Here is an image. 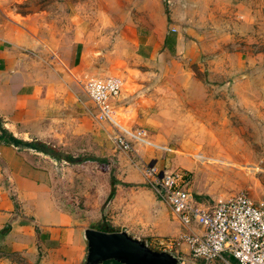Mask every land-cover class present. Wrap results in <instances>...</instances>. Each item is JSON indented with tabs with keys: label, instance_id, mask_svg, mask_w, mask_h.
Returning a JSON list of instances; mask_svg holds the SVG:
<instances>
[{
	"label": "rangeland",
	"instance_id": "1",
	"mask_svg": "<svg viewBox=\"0 0 264 264\" xmlns=\"http://www.w3.org/2000/svg\"><path fill=\"white\" fill-rule=\"evenodd\" d=\"M64 2L83 5L93 26L96 20L91 38L102 40L90 77L122 79L118 101L127 109L114 129L145 131L129 151L98 125L82 132L67 125L60 138L38 140L56 155L49 163L66 206L90 224L174 253L179 245L163 249L160 242L182 228L149 184L147 166L187 173L190 192L209 203L238 192L264 199V0H111L112 11L105 0H0V15L14 6L24 14L46 8L59 23ZM126 15L140 31L165 18L184 49L138 56L125 42Z\"/></svg>",
	"mask_w": 264,
	"mask_h": 264
},
{
	"label": "crops",
	"instance_id": "2",
	"mask_svg": "<svg viewBox=\"0 0 264 264\" xmlns=\"http://www.w3.org/2000/svg\"><path fill=\"white\" fill-rule=\"evenodd\" d=\"M105 1L112 11L111 0ZM147 1L159 4L162 0ZM61 7L67 14L59 23L46 8L25 14L15 6L13 13L1 11L2 127L32 142V138H60L67 125L79 132L98 125L110 140L120 131L114 129L116 124L96 120V108L80 85L93 78L90 75L96 69L97 45L102 40L91 38L96 20L93 26L81 4L64 2ZM125 10L128 12L127 5ZM122 24L130 29L125 42L140 49L142 58L150 59L157 49L175 54L184 49L183 42L165 30L163 17L153 25H141V31L140 24L127 15ZM118 100L114 103L115 119L127 109ZM39 124L47 125L46 131ZM49 162L48 154L34 148L0 142V264H83L87 247L84 230L108 229L90 224L57 197L55 171ZM175 219L182 228L180 233L186 231ZM179 246L174 253L186 259L187 245Z\"/></svg>",
	"mask_w": 264,
	"mask_h": 264
},
{
	"label": "built area",
	"instance_id": "3",
	"mask_svg": "<svg viewBox=\"0 0 264 264\" xmlns=\"http://www.w3.org/2000/svg\"><path fill=\"white\" fill-rule=\"evenodd\" d=\"M81 84L96 108V120L114 125V103L120 95L122 79L114 75L93 77ZM144 135V130L121 131L110 139L118 149L129 151L133 149L130 140ZM145 172L151 187L186 230L160 242L163 249L187 245L186 259L177 256L180 264H264V199L238 192L209 203L190 192L185 172L156 164L147 166Z\"/></svg>",
	"mask_w": 264,
	"mask_h": 264
},
{
	"label": "water",
	"instance_id": "4",
	"mask_svg": "<svg viewBox=\"0 0 264 264\" xmlns=\"http://www.w3.org/2000/svg\"><path fill=\"white\" fill-rule=\"evenodd\" d=\"M86 255L83 264H180L177 255L166 249L152 248L144 239L126 230L106 232L94 228L84 230Z\"/></svg>",
	"mask_w": 264,
	"mask_h": 264
},
{
	"label": "trees",
	"instance_id": "5",
	"mask_svg": "<svg viewBox=\"0 0 264 264\" xmlns=\"http://www.w3.org/2000/svg\"><path fill=\"white\" fill-rule=\"evenodd\" d=\"M0 142H3L5 144H12L15 146H25V147H31L34 148L38 151H41L45 154L51 155L52 157H56V155L53 153V149L51 147H49L48 145H46L43 142H39V141H35V142H39V143H31L28 141H23L22 139H19L15 136H13L9 131H7L4 127H2V123H1V119H0ZM58 158L60 159L61 157L58 156ZM66 160H69V157L65 158ZM197 199L201 198L199 196L196 197ZM107 232H112L114 230L111 229H105ZM111 264H119L116 261H110ZM108 262H105L103 264H107Z\"/></svg>",
	"mask_w": 264,
	"mask_h": 264
}]
</instances>
